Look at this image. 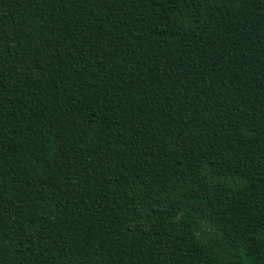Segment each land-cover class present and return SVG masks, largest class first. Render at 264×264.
Masks as SVG:
<instances>
[{"label": "trees", "instance_id": "trees-1", "mask_svg": "<svg viewBox=\"0 0 264 264\" xmlns=\"http://www.w3.org/2000/svg\"><path fill=\"white\" fill-rule=\"evenodd\" d=\"M0 264H264V0H0Z\"/></svg>", "mask_w": 264, "mask_h": 264}]
</instances>
